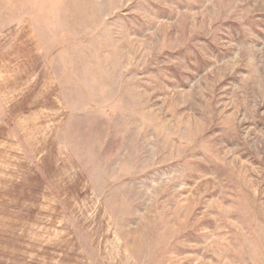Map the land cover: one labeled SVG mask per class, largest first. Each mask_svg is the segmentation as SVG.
I'll return each instance as SVG.
<instances>
[{"label":"rangeland","instance_id":"rangeland-1","mask_svg":"<svg viewBox=\"0 0 264 264\" xmlns=\"http://www.w3.org/2000/svg\"><path fill=\"white\" fill-rule=\"evenodd\" d=\"M0 264H264V0H0Z\"/></svg>","mask_w":264,"mask_h":264}]
</instances>
